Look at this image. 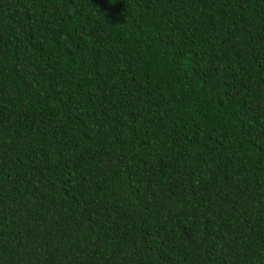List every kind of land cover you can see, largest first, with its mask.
<instances>
[{"label": "trees", "instance_id": "1", "mask_svg": "<svg viewBox=\"0 0 264 264\" xmlns=\"http://www.w3.org/2000/svg\"><path fill=\"white\" fill-rule=\"evenodd\" d=\"M0 264H264V0H0Z\"/></svg>", "mask_w": 264, "mask_h": 264}]
</instances>
